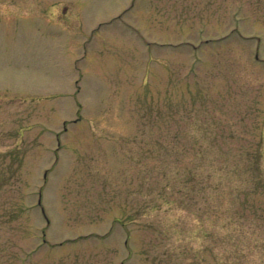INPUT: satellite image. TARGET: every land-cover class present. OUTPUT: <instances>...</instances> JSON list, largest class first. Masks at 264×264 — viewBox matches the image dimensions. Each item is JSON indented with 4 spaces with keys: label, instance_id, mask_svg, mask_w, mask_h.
Returning a JSON list of instances; mask_svg holds the SVG:
<instances>
[{
    "label": "rangeland",
    "instance_id": "1",
    "mask_svg": "<svg viewBox=\"0 0 264 264\" xmlns=\"http://www.w3.org/2000/svg\"><path fill=\"white\" fill-rule=\"evenodd\" d=\"M0 264H264V0H0Z\"/></svg>",
    "mask_w": 264,
    "mask_h": 264
}]
</instances>
